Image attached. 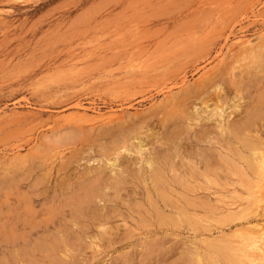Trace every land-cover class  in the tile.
Wrapping results in <instances>:
<instances>
[{
  "label": "rangeland",
  "instance_id": "374dc122",
  "mask_svg": "<svg viewBox=\"0 0 264 264\" xmlns=\"http://www.w3.org/2000/svg\"><path fill=\"white\" fill-rule=\"evenodd\" d=\"M263 44L264 0H0V264H216L217 254L237 264L217 248L235 244L238 226L264 223L239 157L250 153L240 129ZM118 125L128 137L113 149ZM259 127L248 141L262 151ZM137 135L157 155L179 153L175 167L194 164L173 186L186 209L176 225L148 216L141 180L120 191L123 201L105 188L115 157L131 172L143 164ZM197 148L211 158L200 161ZM89 180L111 196L103 230L72 228L65 250L41 249L71 229L73 194Z\"/></svg>",
  "mask_w": 264,
  "mask_h": 264
},
{
  "label": "bare ground",
  "instance_id": "6f19581e",
  "mask_svg": "<svg viewBox=\"0 0 264 264\" xmlns=\"http://www.w3.org/2000/svg\"><path fill=\"white\" fill-rule=\"evenodd\" d=\"M264 45V44H263ZM263 48V47H262ZM263 50V49H262ZM260 51V49H259ZM264 52V51H263ZM258 53V52H257ZM256 53V54H257ZM257 56V55H256ZM261 56V55H260ZM259 56V58H260ZM262 59H259L257 64L254 66L256 67V70L253 74L252 78V83L254 85V89L257 91L255 94V104L252 106L251 108V112L249 114H247V116L241 121L242 125H241V131L244 132V135H242L243 137L237 135L236 138L239 139L237 141H240V137L243 138L241 141H244L243 144H245V149L248 148L249 152L247 155H242L240 154L239 157H242L244 159V161L246 162V166L247 169L249 170V173H251L250 175L247 174L248 170H244L242 167L241 169L246 171V175L247 178L249 179L247 182L251 183V187H255L257 190H255V192H258L256 194L258 197H256L257 199L253 202L254 203V207L253 209L251 208V210H255V212L257 211V209L259 208V205L261 202L264 201V148L262 151L256 150L257 146L255 147L253 144H251L248 139L250 137H253L254 135L251 134L252 133V128L256 125L259 124V128H264V84H262L263 81V77H264V56H262ZM235 83V82H234ZM218 91H220V87L218 86ZM217 91V93H218ZM216 95V94H215ZM217 100H218V96H217ZM216 101V100H215ZM180 102V101H179ZM176 106V104H173ZM178 105V104H177ZM174 106V107H175ZM181 107V105H179ZM217 106V105H216ZM218 107V106H217ZM216 107V108H217ZM177 109V108H176ZM181 109V108H180ZM186 112V115H189V113L187 112L188 110L184 109ZM166 112V111H165ZM168 112V111H167ZM180 113H184L183 109L182 111H179ZM220 112V111H219ZM223 113V112H221ZM147 114V113H146ZM149 114V113H148ZM185 114V113H184ZM164 115V114H163ZM221 115V114H219ZM184 116V115H183ZM202 116V115H201ZM150 116H146L144 119H142V121L140 123L145 122V124L147 125V127H149V121L150 120ZM165 118V117H164ZM188 118V117H187ZM163 119V118H162ZM166 119V118H165ZM184 119V118H183ZM168 120V118L166 119ZM187 120V119H186ZM165 121V120H164ZM179 122V121H178ZM224 122V121H223ZM109 123V122H108ZM112 123V122H111ZM120 123V122H119ZM118 123V124H119ZM132 123V122H130ZM186 123V122H185ZM123 123H121L122 125ZM144 124V123H143ZM142 124V125H143ZM192 124V123H191ZM113 125V124H112ZM118 125L117 128V133H116V137L113 139L114 140H118L116 143L112 144L113 149L121 147L123 144V138H127L128 136L122 138V136H118L119 132H121L123 130V126ZM145 125V127H146ZM179 125V124H178ZM180 126V125H179ZM223 125H221L222 127ZM141 127V126H140ZM192 127V126H191ZM153 128V127H152ZM224 128V127H222ZM103 129V128H102ZM148 129V128H147ZM174 129V128H173ZM181 129V128H180ZM255 129V128H254ZM152 130V129H151ZM179 130V129H177ZM224 130V129H223ZM67 131V130H66ZM174 131V130H173ZM182 130H180L181 132ZM240 131V132H241ZM178 132V133H180ZM174 133V132H173ZM177 133V134H178ZM255 133V132H254ZM153 134V133H152ZM176 134V133H174ZM100 136V135H99ZM114 136H112V134H110V140L111 138H113ZM138 137V135H137ZM135 136V138H137ZM174 142L171 143L175 149H177V151L179 150L178 148H180V145L178 144L177 141V136H174ZM119 138V139H118ZM130 138V137H129ZM141 138V137H140ZM138 137V143L137 146L134 145V147H137V154L139 156H141L140 161L143 164H146L147 168L143 167L142 165H138L137 170L136 171H130V170H125L126 168H122L120 167V158L108 162L109 163V169H111L112 173H113V178L111 177V180L109 182V184L107 186H105V188H110L111 190V195H114L115 198H120L121 199V194L119 195L120 191L123 192L125 191V187L127 184H131L133 185L135 182V179L141 180V184L144 186L145 185V189L147 193L146 194V199L149 200L148 202L150 203L149 206H151L150 208L152 209V212H150L151 215H149L148 210L146 211V213H148V216L153 217L154 221L156 220V222L158 223L157 225H169L171 222H178L179 219V215L182 213H184L186 211L185 208L183 207H179L177 206V200L176 197H174V195H178L180 194V191H177L175 189L174 184L176 182V184L179 185H184L186 181V177H191L189 173V171L191 170H182V166L184 164V166H187L189 164V169H191L192 167H194V164L191 166L190 162H183L181 161V166L177 165L175 167V165L173 163L175 162H171V158L172 156H176V155H180L179 153H177L176 151L175 154L171 155V153H163V154H155V150L152 152L147 148V142H144L142 139H140ZM149 138V136H148ZM153 138V137H152ZM151 138V139H152ZM155 139V138H154ZM158 139V138H157ZM149 140V139H148ZM256 140V139H255ZM65 141V140H64ZM127 141V140H126ZM129 141V139H128ZM253 141V140H252ZM260 141V140H259ZM258 141V142H259ZM122 142V143H120ZM137 142V139H136ZM171 142V141H170ZM177 142V144H176ZM126 143V142H125ZM216 143V142H215ZM241 143V144H242ZM254 143V142H253ZM263 143V141L261 142ZM162 144H164V142H162ZM240 144V143H238ZM256 144V143H255ZM177 145V146H176ZM124 146V145H123ZM232 147V146H231ZM242 147V146H241ZM261 147V146H260ZM264 147V146H263ZM205 148V147H204ZM238 148V147H237ZM244 148V147H243ZM119 149V148H118ZM136 149V148H135ZM200 149V148H199ZM240 149V148H238ZM247 149V150H248ZM258 149V148H257ZM260 149V148H259ZM121 150V149H120ZM123 150V149H122ZM121 150V151H122ZM126 150V148H125ZM198 150V148H197ZM195 151L194 154L196 155V157L198 156L200 161L201 158L203 161H208V157L209 159L211 158L210 156H208L209 154H205L203 149H200L198 151ZM203 150V151H201ZM242 150V149H241ZM114 151V150H113ZM135 151V152H136ZM81 152V151H80ZM130 152V151H129ZM213 152V151H212ZM211 152V153H212ZM238 155H239V151ZM194 156V155H193ZM208 156V157H207ZM212 156V155H211ZM227 157V156H226ZM31 158V157H30ZM174 158V157H173ZM185 158V157H184ZM220 159V158H219ZM242 159V160H243ZM176 160V159H175ZM173 160V161H175ZM46 161V160H45ZM68 161V160H66ZM110 161V160H109ZM230 161V160H229ZM195 162V161H194ZM243 162V161H242ZM70 163V162H69ZM188 163V164H187ZM204 163V162H203ZM209 163V162H206ZM136 164V163H135ZM134 164V165H135ZM177 164V162H176ZM180 164V163H179ZM218 164V163H217ZM64 166H61V168H59V170H65L67 165L63 164ZM38 166V165H37ZM145 166V167H146ZM179 166V167H178ZM136 167V166H135ZM188 167V166H187ZM97 169H101V167H96ZM178 168H182L181 170H179ZM239 167L237 166L235 168L238 169ZM241 170V171H242ZM57 171V170H56ZM90 171V169H87L83 172V174L80 176V179H83V177L87 176V174H89L88 172ZM94 171V170H93ZM97 171V170H96ZM149 171V172H147ZM92 172V171H91ZM192 172V171H191ZM148 173V174H147ZM239 173V172H237ZM147 174V176H146ZM194 174V172H193ZM192 174V175H193ZM90 175V174H89ZM252 175V176H251ZM254 175H256L257 178H253L255 177ZM92 176V175H91ZM241 176V175H240ZM244 178H246V176H244V174L242 175ZM100 177V176H99ZM250 177V178H249ZM79 179V178H78ZM95 179V178H94ZM97 179H99L97 177ZM147 180V181H146ZM95 183L97 182V180H94ZM210 181V180H209ZM246 181V180H245ZM112 182V183H111ZM243 182V181H242ZM241 182V183H242ZM105 183V182H104ZM152 184V188L151 186H149V184ZM14 184V183H13ZM243 185V184H242ZM246 186V184H245ZM70 187V186H69ZM68 187V188H69ZM105 188H101V187H94L93 183L91 180L87 181V182H79L78 186H77V191L73 194L75 196L76 200H73L75 202V204L73 205L72 208V213H73V219L70 222L72 224L71 229L67 228V230L62 229L59 231V235L58 238L53 240L52 238V242H45L43 240L39 241L38 246L44 250H48V249H54V250H65L66 247H68L69 241H68V237L70 234L75 233L73 231L72 228H74V230H79L81 233V235H87L86 232H84L85 229H87L90 225H96V227H100L104 225V220L106 222V217L107 216L105 214V210L102 211V209L105 208V202L107 200H109V197L105 192H103V189ZM100 190V191H99ZM133 190V189H132ZM247 190V189H246ZM250 190V188H249ZM106 191V190H105ZM110 192V191H109ZM132 192V191H131ZM248 192V191H247ZM127 193V191H126ZM132 193H135L134 190ZM182 193V192H181ZM251 193V192H250ZM256 194H254L256 196ZM261 194V195H260ZM128 196V194H126ZM251 195V194H250ZM253 195V197H254ZM74 196L72 198H74ZM110 196V195H109ZM108 197V198H107ZM111 197V196H110ZM71 198V199H72ZM114 198V199H115ZM178 199V198H177ZM30 200V199H29ZM67 200V199H66ZM118 200V199H117ZM115 199V203L117 201ZM254 199L252 198L251 201H253ZM99 201H103L102 204L99 203ZM113 202V200H111ZM121 201H123V199H121ZM247 201V200H246ZM72 202V201H71ZM99 203L100 205H95L96 203ZM248 202H250V200H248ZM114 203V202H113ZM130 203V202H129ZM138 203V201H137ZM179 203V202H178ZM209 203V202H208ZM251 204V203H250ZM199 205V204H198ZM203 205V204H202ZM205 205V204H204ZM208 205V204H206ZM211 205V203H210ZM216 205V204H215ZM248 205V204H247ZM67 206V205H66ZM200 206V205H199ZM224 206V205H223ZM252 206V205H251ZM250 206V207H251ZM262 206V205H261ZM260 206V208H262ZM264 206V204H263ZM72 207V206H71ZM204 207V206H203ZM215 207V206H214ZM211 207L209 208V206L207 207L208 209L214 208ZM218 207V206H217ZM216 207V208H217ZM220 207V206H219ZM230 207V206H229ZM241 207V206H240ZM145 208V206H144ZM226 208V207H225ZM264 208V207H263ZM219 209V208H218ZM222 211V208H220ZM230 209V208H229ZM242 209V208H241ZM112 210V209H111ZM217 211L215 208L212 209ZM225 210V209H224ZM251 210H249L251 212ZM118 211V210H116ZM135 211V209H134ZM209 211V210H208ZM219 211V210H218ZM226 211V210H225ZM233 211V209L231 210ZM247 211V210H246ZM248 211V212H249ZM264 211V210H263ZM58 212V211H57ZM114 212V211H113ZM167 212H171L172 214H168ZM228 212V210H227ZM225 212V213H227ZM213 213V211H212ZM224 213V214H225ZM236 213V212H235ZM252 213V212H251ZM250 213V214H251ZM254 213V212H253ZM259 213V211L257 212V214ZM264 213V212H262ZM241 214V213H240ZM261 214V212H260ZM259 214V215H260ZM61 215V214H60ZM139 215V214H137ZM186 215V214H185ZM184 215V216H185ZM215 215V214H214ZM219 215V214H218ZM222 214H220L221 216ZM226 215V214H225ZM244 215L248 216L245 211H244ZM63 216V215H62ZM219 216V217H220ZM235 216V214H234ZM250 216V215H249ZM252 216V215H251ZM120 217V216H119ZM118 217V218H119ZM218 217V216H217ZM223 217V216H222ZM226 217L228 218V215H226ZM237 217V216H236ZM239 217V216H238ZM253 217V216H252ZM72 218V217H71ZM192 218V217H190ZM225 218V217H224ZM244 218V217H242ZM141 219V218H140ZM182 219V218H181ZM222 219V218H221ZM235 219V218H233ZM257 219V217L255 218ZM71 220V219H70ZM69 220V221H70ZM135 220V219H134ZM133 220V221H134ZM238 220V219H237ZM246 220V218H245ZM248 220L249 217H248ZM103 221V222H101ZM220 221H223L220 220ZM231 221V220H230ZM143 222V221H142ZM155 222V223H156ZM182 222V220H181ZM250 222V221H249ZM257 222V221H256ZM264 222V221H263ZM262 222V223H263ZM69 223V224H70ZM245 223V222H244ZM25 224V223H24ZM198 224V223H197ZM257 224V223H255ZM176 225V223H175ZM174 225V226H175ZM236 225V224H235ZM243 225V224H242ZM143 226V225H142ZM258 227V228H254ZM254 226H247V228L245 230H241V226H238V229L235 228V232L238 231L237 233V240L235 241V244H227L224 245L222 247H219L217 249L221 250L224 255V259H226L229 263H233V260L237 261L235 263L237 264H264V223L260 224V227L257 225ZM130 228V227H129ZM173 228V227H172ZM102 229V228H101ZM107 229V227H106ZM105 229V230H106ZM109 230H112V227L108 228ZM237 229V230H236ZM103 230V229H102ZM135 230V229H134ZM166 230V229H165ZM107 231H105L106 233ZM112 232V231H111ZM56 234V233H55ZM74 236H70V239H73ZM91 238V237H90ZM223 239V238H222ZM49 240V239H48ZM221 240V239H220ZM229 240V239H228ZM51 241V239L49 240ZM232 242V241H231ZM92 243V242H91ZM206 243V242H205ZM74 244V243H73ZM211 245V244H210ZM206 246V244H205ZM234 250V251H233ZM60 251V250H59ZM228 251V254L227 252ZM231 251H233L231 253ZM215 252V251H214ZM220 252V253H222ZM219 253V252H218ZM219 253V254H220ZM186 254V253H185ZM215 254V253H214ZM182 255V254H181ZM196 257V256H195ZM222 257V258H223ZM202 258V256H198L197 255V259ZM212 259L216 262V264H222V260L220 258V256L217 255H213ZM185 259H181V261H183ZM200 264V263H199Z\"/></svg>",
  "mask_w": 264,
  "mask_h": 264
}]
</instances>
